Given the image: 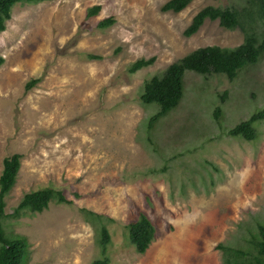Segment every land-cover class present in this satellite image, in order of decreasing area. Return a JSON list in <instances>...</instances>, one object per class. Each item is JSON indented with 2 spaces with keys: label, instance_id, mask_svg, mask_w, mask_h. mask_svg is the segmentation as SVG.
Listing matches in <instances>:
<instances>
[{
  "label": "rangeland",
  "instance_id": "rangeland-1",
  "mask_svg": "<svg viewBox=\"0 0 264 264\" xmlns=\"http://www.w3.org/2000/svg\"><path fill=\"white\" fill-rule=\"evenodd\" d=\"M168 1L12 7L0 34V173L4 158H23L2 222L8 237L27 241V264L104 258L109 264H222L218 245L248 251L264 226V121L253 124L254 141L227 136L264 109V54L231 82L185 72L180 103L151 132L148 120L159 107L139 100L145 81L185 55L209 46L233 49L251 29L261 40L264 26L244 18L228 31L206 20L185 38L202 9L228 8L245 17L246 0H192L178 14L162 13ZM93 6L100 12L86 19ZM109 17L115 24L98 30ZM151 57V67L128 74L136 60ZM33 79L39 84L26 92ZM43 189L61 192L70 204L13 216L23 195ZM82 211L103 219H87ZM141 215L156 237L138 255L127 225ZM102 226L110 235L105 257L98 244Z\"/></svg>",
  "mask_w": 264,
  "mask_h": 264
},
{
  "label": "trees",
  "instance_id": "trees-1",
  "mask_svg": "<svg viewBox=\"0 0 264 264\" xmlns=\"http://www.w3.org/2000/svg\"><path fill=\"white\" fill-rule=\"evenodd\" d=\"M53 0H0V34L5 31V24L11 18V9L16 4H41L49 3ZM192 0H170L161 6L162 13L171 12L178 14L183 11ZM245 17H241L237 11L228 8L220 9L206 7L199 11L191 20L189 26L184 30L183 36L190 38L198 32L203 23L218 21L219 26L228 31H233L240 26L239 19H252L256 17L264 26V0H246ZM100 6L88 8L85 18L90 19L98 15ZM115 20L112 17L99 21L96 25L98 30H105L112 27ZM257 35L250 30L245 33L241 45L233 48H219L209 46L196 49L185 55L181 59L167 66L160 76H154L144 82L139 100L143 104L155 103L158 105V112L148 120L147 131L151 132L152 127L160 119L165 117L180 103L183 97V77L185 72H193L199 76L224 75L228 81H233L238 72L249 65L258 63L261 55L264 54V37L259 40ZM264 36V33L262 34ZM261 36V37H262ZM90 60H99V57H88ZM155 57L149 59H138L131 64L127 72L130 75L151 67L155 62ZM4 59L0 57V67ZM40 79L30 80L25 85V91H29L39 84ZM227 94V93H226ZM226 94L225 97H226ZM224 97L221 96L222 103ZM215 119L221 116V110L217 107L214 110ZM264 121V109L252 115L247 121L237 124L228 131L227 136L231 138H242L247 142L257 139V131L253 124ZM22 155L13 154L3 159L0 173V264H27L29 258L28 243L23 237H8L3 228L5 218V200L14 188L17 174L20 169ZM67 204L61 192L52 189L31 191L22 196L17 207L13 211V216H18L22 211L32 213H42L48 209L52 203ZM87 219L99 222L102 216L89 211H82ZM110 220V219H107ZM99 233V247L102 257H105L107 246L110 243V235L105 227H101ZM128 239L138 255H143L153 239L156 231L150 220L141 215L136 221L127 225ZM222 252V264H264V226L258 227V237L250 242V250L227 248L222 245L216 247ZM92 264H109L108 258L94 261Z\"/></svg>",
  "mask_w": 264,
  "mask_h": 264
}]
</instances>
